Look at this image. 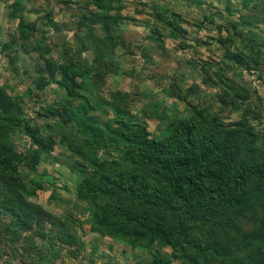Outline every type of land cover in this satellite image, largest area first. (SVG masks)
I'll list each match as a JSON object with an SVG mask.
<instances>
[{
    "label": "trees",
    "instance_id": "trees-1",
    "mask_svg": "<svg viewBox=\"0 0 264 264\" xmlns=\"http://www.w3.org/2000/svg\"><path fill=\"white\" fill-rule=\"evenodd\" d=\"M56 1L65 7L70 2ZM111 4L112 0H94L95 10L77 13L73 34L78 44L65 43L62 61L49 44L37 41L30 48L40 55L46 77L43 83L34 79L39 82L35 84L56 86L48 90L55 100L43 114L35 112L43 122L33 123L20 98L0 84V213L6 215L0 219L6 230L0 240V264H40L47 254L45 259L53 262L63 251L78 257L92 240H112L124 246L126 254L127 248L137 255L149 249L148 264H264V130L253 125L248 109L234 121L219 116L230 105L227 100L248 104L241 84L230 79L222 65L232 68V61L240 70H256L264 65V50L253 43L249 55L240 47L230 50L224 31L230 40H248L237 22L204 14L223 51L215 80L209 79L210 63H201L203 82L218 88L224 104L216 112L209 105L191 106L189 114H178L174 106L161 110L150 106L141 115L165 120L152 134L141 118L127 115L131 92L101 90L113 73L116 47L122 44L116 33L122 14L111 12ZM7 6L17 30L0 51L12 49L14 54L9 55L14 59L27 51L24 44L36 21H25L19 0ZM50 15L48 10L44 17ZM194 91L181 98L188 106ZM79 102L85 110L81 119L73 108ZM95 111L110 116L95 124L88 116ZM74 120L76 128L66 125ZM15 134L28 137L30 145L19 150ZM63 153L77 175L75 198L90 212L87 229L73 213L55 214L26 197L44 182L56 187L52 176L39 173L37 165ZM245 212L254 213L250 229H240L236 218ZM242 243L248 255L244 260L232 253Z\"/></svg>",
    "mask_w": 264,
    "mask_h": 264
},
{
    "label": "rangeland",
    "instance_id": "rangeland-1",
    "mask_svg": "<svg viewBox=\"0 0 264 264\" xmlns=\"http://www.w3.org/2000/svg\"><path fill=\"white\" fill-rule=\"evenodd\" d=\"M11 1L0 0V48L17 30V21L8 18L7 5ZM19 1L22 4L25 21L35 20L36 24L32 30L33 35L28 37L24 44L27 51H20L14 59L9 55L14 54L12 49L0 51V84L5 86L12 95L20 98L24 106V114L34 118L33 123H41L44 118L35 117V112L39 111L43 114L48 108L47 105L55 100L48 90L56 86L51 84L40 87L35 84L34 79L43 83L46 77L44 72L41 73L43 63L40 55L30 48L37 41H40L41 45L49 44L53 49L52 54L60 57L62 61L65 43L71 46L78 44L73 34L77 13L96 8L94 0H70L67 7L56 0ZM110 7L111 12L118 10L122 14V17L118 19L119 25L116 31L120 34L122 44L116 47L113 73L107 75L101 90L104 94L114 89L131 92L134 98L129 101L130 114L127 115L135 120L141 118L152 134L160 131L165 120L141 115L142 111L150 106H155L159 110L174 106L178 114H189L193 109L191 106L209 105L212 111L216 112L224 104L220 100L218 88L203 82L205 74L201 69V63H210L209 79L215 80L216 67L220 66L219 60L223 51L218 48L214 27L204 21V14L213 16L218 21L232 18L237 22L238 29L244 32L248 40L236 38L230 40L226 38V35L230 33L224 31L222 34L228 45L230 44V50L240 47L245 54H252L254 49L250 48V43L264 50V0H112ZM48 10L52 12L50 19L49 16L48 19L47 16L44 17ZM49 20L51 22L53 20L54 24H51ZM95 32L102 34L98 27ZM229 63L232 64V68L222 63L223 70L230 79H235L241 84L239 90L242 94L248 95V104L241 103V99L234 103L227 100L230 105L219 112V116L225 122L234 121L239 118L242 111L248 109V117L251 118L253 125L258 130H264V65L261 64L258 69L248 71L238 69L232 61ZM114 70H117L116 73ZM193 88L195 91L189 93L188 97L192 105L188 106L181 98L184 93ZM27 89L30 94H25ZM81 104L79 102L73 107L79 119L83 116L81 110L85 111ZM88 116L96 122L95 124L101 125L110 115L104 111H95L88 112ZM74 123H70L72 126L69 123L66 125L76 128L77 123L73 125ZM14 141L18 144L19 150L23 149L24 144L30 145L28 137L22 134H15ZM57 151L58 148L55 149V152ZM101 156L109 155L102 152ZM56 158H47L37 165L39 173L52 176L56 187L53 188L48 182H44L36 193L31 196L27 194L26 197L55 214L73 213L75 219L81 221L87 229L90 212L86 203L76 200L74 195L77 175L71 172V167L66 161V154L63 153ZM20 170L26 171L23 166H20ZM245 213L236 216L240 222V229H250L254 224L251 220L254 213H246V216ZM5 216L0 213L1 220ZM0 224L4 225V223ZM75 228L79 233L81 232L77 223ZM5 233L4 227H0L1 241ZM90 242L94 243L95 249H90L91 246L86 245L85 255L89 256L95 250L96 254L93 256L100 259L97 248L99 250V248L108 247L112 240H105L102 243L100 240ZM117 244L115 243L113 247L117 251L120 250L123 256L124 246ZM246 249L242 243L232 253L235 252L238 255L235 257L242 259L248 256ZM126 250L128 253L124 261L127 264L149 263L151 258L149 249L143 250L141 255L140 253L137 255L130 248ZM65 253L66 251L61 253L57 263L82 264L80 262L82 255L73 257Z\"/></svg>",
    "mask_w": 264,
    "mask_h": 264
},
{
    "label": "crops",
    "instance_id": "crops-1",
    "mask_svg": "<svg viewBox=\"0 0 264 264\" xmlns=\"http://www.w3.org/2000/svg\"><path fill=\"white\" fill-rule=\"evenodd\" d=\"M92 241H94V240H92ZM100 242L102 243L103 241H100ZM110 243L111 244L108 245V247H110V248H108V247L99 248V250L97 248L98 253H100L99 254L100 259H97V258H95V256H93V254H96V253H94L95 250H93V252H91L92 254L90 253L89 256L85 255V253L82 254V257L80 258V262H82V264H88L89 259H90L91 262H93V264H127L124 261L127 257V254L125 252H123V256H122L121 251L120 250L117 251V249H115L113 247L115 245V242L112 241ZM88 245L91 246L90 249H95V245L93 242H88L87 246ZM111 245H112V247H111ZM83 255H85V256H83ZM47 256H50V255L47 254ZM47 256H44V259L40 264H60V263H57V262H59L58 259H57V261H53V262H52V259H51V261L50 260L47 261V259H45V258H47ZM83 258H84V260H81Z\"/></svg>",
    "mask_w": 264,
    "mask_h": 264
}]
</instances>
